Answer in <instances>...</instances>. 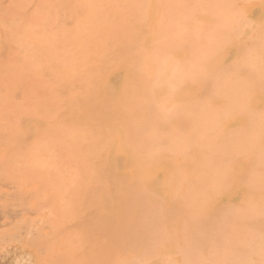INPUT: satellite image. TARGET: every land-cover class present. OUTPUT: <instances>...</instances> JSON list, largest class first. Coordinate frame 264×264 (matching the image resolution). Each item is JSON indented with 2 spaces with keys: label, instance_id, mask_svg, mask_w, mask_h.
Returning a JSON list of instances; mask_svg holds the SVG:
<instances>
[{
  "label": "bare ground",
  "instance_id": "1",
  "mask_svg": "<svg viewBox=\"0 0 264 264\" xmlns=\"http://www.w3.org/2000/svg\"><path fill=\"white\" fill-rule=\"evenodd\" d=\"M220 1L222 5H225L224 10L227 11L230 9L232 12H226V14L228 13L226 17L230 20L227 19V23H231L230 17L232 18L234 16L233 11L239 15L236 17L234 16L237 25L228 24L229 26L226 28L230 34H228L227 31L222 32V30L221 32L223 34L219 32L218 27L220 24H217L219 25L217 27L218 30L213 28V26H209V23L213 25L212 23L215 18L209 14L210 10H208V5L205 4L204 0L196 1L201 3V7L208 15L205 20L203 16L201 17L203 23L192 21L194 18L199 17V14H195L194 12L184 11L182 16L176 17L177 19L168 16L164 6V4H167L166 0H0V123H3L5 117L8 115V120L15 126L16 130L13 132L12 148L15 146L17 147L15 148L16 151L13 150V152L33 159H40L47 156L75 159L77 161L76 169L78 170L79 167L83 174H89L83 172L89 170V168L85 166V161L91 159L93 156L96 159L97 144H104L101 150V153L104 154L99 162V170H105L106 167H112L113 169L117 158L129 159L131 162L130 171H123L122 173L126 174L122 175H126L124 178H126L127 181H136L138 183V189L131 193L128 190L130 197L124 203L125 207H129L128 209H124L123 218L126 220V229L124 233L134 236L140 234L146 240H154L158 226L169 231H171L172 227V231L176 232L178 230L177 228H179L178 226L175 227L176 230L174 226H168L167 224L171 220H174V222L176 220L177 222H179L178 220L184 223L186 222L182 218L177 217V211L175 213L177 216L173 217V213H171V206H174L173 203L175 202L176 188L180 187L188 190L183 179L185 177H190L192 179L187 181L192 183L191 189H194L192 190L194 193L190 192V190H188L189 192L187 191L188 193L194 194L193 196L191 195L192 200L195 198L194 196H196L195 189H197L198 192L201 191L200 189H204L202 185L204 183L200 182L199 180L202 181V179L199 178L201 175H204L205 172V167L203 169V166L206 165L203 164L205 162L206 152H204L203 149H205L206 145L203 149L202 145H204V143L207 144V136H210H208V140H210L211 143L215 139V143H212L210 146H216V140L220 141V144H218L221 146L223 143V141H221L222 139H220L221 137L223 140L226 137V141L229 140V142L234 138L236 140L235 142L233 140V142L236 144V147L232 149L228 147V154L225 149L220 147L218 149L226 152L228 161L223 158L224 156L220 157L222 154L224 155L223 152H221L222 154L219 153L220 160L218 157H216L217 160L213 157V161H217H215L216 163L214 162L216 167H219L215 170L219 172V169L224 166H222V164L225 162L226 169L223 168V170H227V172L224 170L226 175L234 170L235 165L242 175L246 172H250V174H247L249 181L243 184L245 185V190L252 193L257 192L259 193L258 195L261 196L245 195L244 198L246 200H243L244 205L252 200V197L254 200L257 199V201H255V204L254 201L248 202L246 205L247 208L246 206L244 207L248 212L244 209L242 211L236 209L234 211L235 213H233V210H228V212L225 210L216 212L213 207L216 202L213 205L210 203V206L214 208L211 210L210 206L204 203L209 205V201L210 199L212 200L213 197L212 194L210 195L209 193L210 198H208L205 190H203L205 194L203 197L204 203L202 202L201 205L199 201V203H196L197 201L195 199L196 202L190 200V194H188V196L186 193L185 196L188 198L184 202L186 203L185 206H188V208L186 209L184 208L185 206H182V204L185 203L179 204L182 207L180 209L179 206V210L184 212L186 209L184 213L181 211L182 214L179 213L181 215L189 214L185 217H187L188 222H192L195 218H191L194 212V216H196L198 222L193 221V226L197 223L199 224V221L200 224L203 222L202 227L206 225L207 222H210V225L207 224L209 228H207L206 231L204 227H200L201 225L198 226L197 224V226L200 227L197 229L190 224L193 229H196L191 231V233L194 231H196V233L194 232L191 234L189 233L190 230L189 232L187 231L188 235L187 237L183 236L182 241H185L184 239H187L188 236L189 238L191 236L190 239L188 238L190 241L187 239L188 243L194 239H200L201 243H193V241V245L190 243L191 247L199 244L198 249L197 246H194L195 248L192 247L195 249V252L202 249L204 250L205 248L202 242L207 246L205 243L209 241L208 247L210 248V246H212V251L217 250L218 252L221 250L220 252H224V248L228 250L231 247L234 248L233 246H235V248L238 246L246 250H254V242L250 243L251 241H249L248 238L253 239L256 236L253 235V237L250 234L251 236L245 237L246 230H240L239 228L241 233L238 229L226 227L224 222L227 223L235 220L241 222L258 217L264 218L258 214V211H262V209L259 208L264 207V192H261L264 191V148L262 147L264 144V77H261L264 70V65H262L264 61L262 62L261 60V56L264 55V7L255 12L256 20L254 21V26L250 27L248 24L244 23V16L248 14L243 10L244 7H239L236 4L235 8L231 7L235 6L231 4V6L228 5L230 6L229 8L227 7V3H231V0H227L228 2L225 1L226 4L223 3L224 0ZM260 1L264 2V0ZM225 7L229 9H225ZM215 11L217 10L215 9ZM229 14L233 15L229 17ZM218 16L221 17L220 12ZM233 19L232 23H234ZM176 20L179 28L175 29L179 30L181 33L178 32L180 35L182 34V36L174 34L176 31H172V29H174L173 26L176 24L172 26V22ZM201 24L205 27H200ZM206 24L207 28L210 27V29L207 30H211L212 27V32L209 31V33L212 34L214 31H218L222 34V38L225 37V39L219 40L216 35L215 38L219 40L217 42L213 36H210V38L212 37L214 39L212 40L211 38V40L213 42L216 40L218 45L215 47L216 44L214 45L209 38V42L214 45L211 49L213 45L210 44L212 45L210 47V53L208 52V55L203 58L200 56L195 58L200 68L202 70H208L209 74L216 68L217 76L214 75V77L217 78L219 82L224 80L222 79L220 81V78H224L223 74L229 72V76H231L230 78L233 80V83H230V81L226 79L230 83V85L229 83H227V85L234 88L229 89L226 94L221 88L220 91L218 90L219 87H216V94L218 95L214 93V96L224 95V93L230 97L236 95L242 98V103L239 102V98L237 102L235 101L237 99H233V103L232 101L227 102L219 98L208 101L209 98H206L202 105L205 107L208 105L209 108H211V111L206 108V111L208 109V113L206 114L210 115V113H213V118L212 121H209L212 116H204L205 113L201 112L204 113L202 114L203 117H206L204 120V118H200L199 116L200 120L203 119L201 121L202 124L200 123L204 127L202 128L199 124L200 120L197 116L194 117V114H192V112L197 113L199 109L196 110V112L194 111L195 108L189 111V108L192 106L194 107V105H196L197 107L198 102L197 104L194 103L192 106L190 105L188 108L189 105L182 106L183 104H179V102L176 104V100L180 95H183L181 97L191 95V98H193L198 97L200 93H209V91L213 93L212 89L214 91L212 87L215 86L213 84H215L214 81L216 79L213 81L211 80L214 83H211L212 89L209 90L210 82L208 81L207 75L212 77L211 74L209 75L206 73L207 75H203L202 73H204V71L202 73L199 72L201 73L199 74L198 71L200 70L197 71L196 65L193 67L196 69L191 68L189 72V68H187V62H192L195 58H191H193L197 52L191 49V41L187 40L186 37L189 35V37L193 38L192 34L194 33V29L198 27V30H195L197 35H195V33L193 34L194 39L196 36L198 38L200 33H203L202 28H206ZM238 25L239 29H237ZM230 26L232 27L230 28ZM200 29L201 32L199 31ZM182 30L192 31L191 36L188 34L189 32H187L188 35L183 37L184 31ZM204 30L208 34L207 30ZM198 31L199 33H197ZM242 31L253 36L250 40H244L243 38L239 39L238 37ZM203 35L206 37L204 33ZM203 35L201 34L199 38L203 37ZM207 37L209 36L207 35ZM254 38H256V41H259L257 44L260 43L261 50L253 45L256 42ZM195 40L198 41L199 39ZM196 42L193 44L196 45ZM201 46L202 45L199 44L200 48ZM251 48L256 51L254 52L251 50V52ZM196 49L198 50V48ZM229 50L232 51L233 56L228 54ZM258 50H260V52ZM192 51L195 52L193 56ZM121 52L125 54L124 58L118 56V53L120 55ZM175 56L179 57L182 62L178 60L175 61ZM226 60L228 62H226ZM242 62L248 64L244 65ZM260 63L263 67H259ZM190 64L192 66V63ZM248 65H251L252 68H250V66L248 67ZM183 66L187 69L185 73V69L182 68ZM259 68H262L260 69L261 71ZM219 70L221 73H218ZM192 71H196V74ZM258 71L261 73L259 74ZM190 72L196 76L190 78ZM182 73L185 74V76ZM187 73H189V76H187ZM218 74L222 76L220 75L219 77ZM203 76L206 78H203ZM214 77L212 79H214ZM218 81L216 80V82ZM220 92H222V94ZM200 105L199 103V107ZM202 105L201 109L203 110L205 107L202 108ZM213 106L221 109V112L219 111L221 115L217 111V114H215L216 117H214V113L216 112ZM242 107H244L243 109H247L245 112L248 114H243L244 111ZM253 108L257 110L256 112L258 114L253 111ZM249 109L253 115L254 112L255 115L257 114L256 116L254 115V118L256 117L257 119H254L253 115H250L251 117L248 116L251 113L248 112L250 111ZM160 111L165 113V115L162 116V114L159 113ZM22 118L25 119L30 126L42 127V131L22 130L20 127ZM206 120L210 123L214 122L213 125L215 126L208 125L209 122ZM235 120L241 123L242 126H239L240 129L239 127L238 129L234 128L235 130L233 129L231 132L229 130L232 129L224 130L222 128L223 124L226 122ZM112 121H115L113 128L114 132L108 133V126ZM201 128L204 129L202 130L204 132L206 129H210L211 131L208 130L210 132H205L207 133L205 134L201 132ZM160 130H162L161 133ZM239 130H243L242 133ZM218 132L219 134H223L219 136ZM229 132H231L230 136L228 135ZM244 132H246V134L248 133V135L244 134ZM154 134L158 135L159 138L155 137ZM241 134L246 136L244 137ZM249 134H251V137H248ZM238 135L241 136V138ZM218 136L220 138H218ZM237 136L240 139L244 137V139H248L247 141L249 142L245 144L243 142L246 141V139H242L241 142L236 138ZM182 137H185L184 139L187 142L185 148L191 151L188 157H186V153L178 151L177 147L174 153L172 152L174 155L169 156L170 158L163 156L160 149L151 152L142 150L140 146L138 148L133 147L134 144L141 145L146 141L152 140H163L166 141L167 144H171L172 141L177 144V142L182 140ZM230 137L232 138L230 139ZM250 138L253 141H250ZM21 141H27V146H23L22 144L19 146L18 142ZM260 143L262 144L261 146H259ZM13 144H15V146H13ZM126 144L127 148L125 146ZM237 145L239 147L242 146V148L244 147L243 149L241 148L242 151L239 150V147L236 149ZM206 148L208 147L206 146ZM212 150H214V148H212L211 151ZM216 152L217 151H215L214 154ZM210 153L208 150V154ZM162 158L170 159V162H165V164L161 163ZM105 160L106 164L103 166ZM207 160L209 161L210 159ZM178 161L185 162V169L183 171L176 169L174 164ZM208 161L207 163H209ZM78 162H80V166ZM220 163H222V167H220ZM216 167H209L208 172L211 171L212 173V170ZM161 170H164L167 176V179L164 181H161L154 175L155 172ZM221 171L222 169H220V174L215 177L219 178L222 173V176H224L225 172L221 173ZM182 172H184L183 175ZM118 173H120L118 168L111 172L114 179H116ZM211 173H207V175L210 174L212 176L213 173ZM222 176L219 179H223L224 181L225 176L224 178ZM131 177H136V180H133ZM208 177L210 176L208 175ZM114 179L110 181L113 182L111 192L116 195L121 188ZM218 182L220 181L218 180ZM209 183H213L214 185H212L215 188L212 189L211 193L217 191L216 188L220 191L221 188L225 186L222 180L219 184L214 183V181H209ZM209 183L207 185H209ZM103 184L104 183H102V180H99V178L93 182L96 191L98 190L97 198L98 193L101 190L104 191L105 186ZM209 187L212 186L209 185ZM254 189L256 190L253 191ZM198 192L196 191V193ZM99 197L101 200L104 198L101 193H99ZM260 197L262 200H259ZM192 202L194 206L196 204H198V206L200 205L199 208L201 207V209L204 207L203 210L206 209L204 212H206L209 207L208 211H212L213 213L211 216L212 222L209 220L211 217L207 216L212 213H208L207 211V214H204L201 209L200 215L203 213V215L207 216V220L198 219L199 214L197 218V212L192 209L194 208L192 207ZM187 203H190L191 206ZM93 204H95V199L93 200ZM250 204L254 205V207H248ZM198 206L196 205V209H198ZM217 206L216 208H218ZM130 207H132V210ZM144 207L146 210L143 209ZM150 207L156 208L155 214L152 215L150 213ZM222 207L220 206L219 208ZM140 209H142V213L145 216V222H142V220H140V222L133 221L135 214H132V212H137V210ZM187 210H192V212L190 213L189 211L186 213ZM222 211H225L224 213L227 214L231 212L232 214L230 213L227 215V218L229 219L231 217L233 220L229 219L230 221H224L227 219L224 218V220L221 221L217 216H222ZM244 211L245 213H243ZM262 212H264V210ZM216 214L218 215L216 216ZM225 215H223V217ZM188 217H190L191 220H189ZM181 221L180 224H184ZM236 221L233 223V226L236 224ZM217 222L219 225L221 224L219 226L220 228H224L223 226L226 227V231L221 232L222 228L220 229L221 235L223 233L225 236L227 231H229L231 234L227 233L228 238L229 235H231L230 238L234 236L232 239H229L230 241L232 240L230 243H219V240L221 238V241L224 240L227 234L225 237L221 236L219 239L220 234L218 233L219 228ZM213 223L215 224L212 226ZM187 228L188 227H186L182 233L190 229ZM140 229L142 231H139ZM181 229H183V227ZM181 229H179V231ZM232 231L234 234L239 233L238 235H234ZM202 232L206 234L204 235ZM200 233L206 237H204V240H202L203 237H197ZM217 234L218 236H215ZM213 236L216 237L218 241L216 238L214 240ZM209 237L211 240H214L215 245L213 242V245H211V240L208 239ZM244 237L247 238L245 239L246 241ZM228 238L226 239L228 240ZM235 240H237L239 245L234 244L236 242ZM139 241L141 242L139 243V245H141L139 250L142 251L144 248L146 249V247L153 244V242L145 243L143 239H139ZM243 242L248 243V245ZM182 244H184V242ZM255 244V246H258L260 243L256 242ZM184 246L185 245H182L187 253L192 251H190V249H192L189 248L190 245L187 247ZM214 246L217 248L215 249ZM247 246H251V248L247 249ZM218 248L221 249L218 250ZM205 250L208 251V249ZM207 251L205 252L206 254ZM210 252L211 250L208 251V258L212 257L211 259L217 263L223 261V257H218V260L220 258L218 261L217 257L215 259ZM243 252L246 251L243 250ZM159 253L160 252H158L157 255ZM159 261H161V256H159ZM223 263L224 262L219 264Z\"/></svg>",
  "mask_w": 264,
  "mask_h": 264
},
{
  "label": "rangeland",
  "instance_id": "2",
  "mask_svg": "<svg viewBox=\"0 0 264 264\" xmlns=\"http://www.w3.org/2000/svg\"><path fill=\"white\" fill-rule=\"evenodd\" d=\"M196 1H199V0H166L167 4H164L166 14L175 19L176 17L178 18V17L182 16V14H184V11L194 12L195 14H199V17L194 18L192 21L203 23V21L201 20V17L203 16L204 20H205L208 15L204 12V9L201 7V3L196 2ZM217 1L218 0H204L205 4L208 5V10H210L209 14H211V16L215 18L214 22L212 23L213 25H210L211 23H209V26H213V28L217 29V27L219 26L217 24H220V26L218 27L219 32H221V30H222V32L227 31L228 34H230V32L228 30H226V28L230 24H236V20H235L236 18L235 17L239 16L238 14H236L233 11V14L235 17L233 16L231 18L230 16H232L233 14H231V15L229 14V17L231 19V23L230 22L227 23V19L229 20V18L226 17V16H228L227 15L228 13L226 14V12H229V13L231 12V10L229 9L231 4L235 5V6H231V7H235V8H236V4L239 7H244L243 10L248 13L247 15L244 16V18H245L244 23L248 24L250 27L254 26V21L256 20L255 12L264 7V2H262L260 0H231V3L228 2L227 0H224L223 3H225V1L228 2L227 7H229V8L225 7V9H229L226 11V10H224L225 5L224 4L222 5V2L220 0L218 2ZM204 2H202V3H204ZM228 5H230V6H228ZM209 7H210V9H209ZM215 9L218 12L215 11ZM219 12L221 14V17L218 16ZM232 19L234 20V23H232L233 22ZM172 21H174V20H172ZM215 22H217V23H215ZM173 24H175V25L173 26ZM204 25H205V23H204ZM172 26L174 27V29H172V31L173 32L176 31V32H174V34H179L180 31L176 30L179 28L177 25V20L175 22H172ZM200 27H205V26H203L201 24ZM231 27L232 26H230V28ZM196 29L198 30V27ZM196 29H194V33H195ZM204 29L207 30V29H210V27L207 28V24H206V28H202L203 33L206 35L207 33ZM237 29H239V25H238ZM211 30H212V27H211ZM211 30H207V32H208L207 35L209 37H207V35L205 37L203 35V33L201 32V29H200L199 30L201 32L200 35L202 34L203 37L199 38L200 37V35H199V37L197 38V36H196L195 39H199L198 41L194 39V35H193L194 33L192 34L191 33L192 31L189 32L188 30L187 31L182 30V31H184L183 37H186L188 34H190V36L192 34V36H193V38L189 37V35H188V37H186L187 40L191 41V44H192L191 49L193 51L197 52V54L195 55L194 54L195 52L192 51L193 52L192 56L193 55H195V56H193V58H191V59H194L195 57L198 58L199 56L201 58L207 56L208 52L214 47V45L216 44L215 47L218 45L217 42L219 40H223V38L225 39V37L222 38V36H221L223 34L222 32H221L222 34H220L218 31H216L217 33L214 31V33H212L213 34L212 35L211 33H209V31L212 32ZM199 31L197 33H199ZM187 32H189V33L187 34ZM195 35H197V34L195 33ZM216 35H217V39H219V40H217L215 38ZM180 36H182V34ZM210 36H213V38H215L217 40V42H216V40H215L216 43L213 42L212 40H214V39L211 37L212 38V40H211ZM252 36L253 35H250L248 33H244L242 31L238 38L239 39L243 38L244 40H250V38ZM209 38H210L211 42L214 43V45L211 42H209ZM254 39L256 41V38H254ZM206 40H208V41H206ZM194 42H196V45L193 44ZM198 42H199V44L202 45L201 48L199 47ZM258 42L259 41L257 40L255 42V44H253V45H255L256 48L261 50V47L259 45L260 43L257 44ZM210 44H212L213 46ZM210 47H211V49H210ZM196 48H198V50ZM253 48H251L250 51ZM3 49H6V48H3ZM260 50H258V51L260 52ZM252 51H254V50H252ZM258 51H257V53H258ZM262 53H259V54H262ZM228 54L233 56V53L230 50L228 51ZM118 56H120L121 58H124L125 54H122V52H121L120 55L118 53ZM251 56L254 57L253 55H251ZM257 56H259V55H257ZM263 56L264 55L261 56L262 62L264 61ZM249 58H250V56H249ZM195 59L192 60V62H190V63H192V66L189 63V61L187 62L188 65L186 64L188 67L186 65H184L187 68H189L188 72L191 71V68L195 67V65H196L197 71L200 70V71H198V73L199 72L202 73L204 71V73H202L203 75L209 74L208 70H202L200 68L197 59L196 60ZM177 60L182 62V60H180L179 57L175 56V61H177ZM195 61H197V62L194 63ZM226 62H228V61L226 60ZM250 62H252V61H250ZM242 64L247 65L248 63L242 62ZM262 65H264V64H262ZM184 66L182 68H184L185 70L184 69H182V70H184V73H185L187 71V69ZM189 66H191V67H189ZM249 66H250V68H252L251 65H248V67ZM260 66H261V63L259 64V67ZM261 67H263V66H261ZM196 68H193V69H196ZM260 69H262V68H259V70ZM263 69H264V67H263ZM220 70L218 71V73H221ZM255 71H257V70H255ZM192 72L193 73L195 72V74H196V71H192ZM192 72H190L191 73L190 78H193L196 76ZM201 73H199V74H201ZM258 73H259V71H258ZM263 73H264V70H263ZM263 73H262L261 77H264ZM188 74L189 73H187V76H189ZM210 74L212 75V77L210 76L211 78L207 75L208 81L210 82L209 90L214 88L215 92L212 89L213 93H211L210 91H209V93H206V92L200 93V95L198 97H193V98H191L192 97L191 95L190 96H184V97H181L183 95H180V96H178V98L176 100V104H177V102H179V104H183L182 106L189 105L188 108L190 107V105L192 106L194 103L197 104V102H198V106H197L198 108L196 107V105H194V107L192 106L191 108H189V111H190V109L195 108V110L192 109L195 112H196V110L199 109L200 113H199V111H197V113L192 112V114H194L193 116L194 117L197 116L198 119L200 116V118H204V120H205L206 117H203L202 114L205 113L204 116H206V115H209V114H206V113H208V109L211 111V108H209L208 105H206L207 107L202 105L206 98L207 99L209 98L208 101L209 100L210 101L216 100V98L217 99L219 98L222 100H226L227 102L232 101V103L234 101L233 99H237V100H235L237 102V101H239L238 100V98H239L240 99L239 102L242 103V100H241L242 98H240V96H236V95L234 96L233 95L230 97V96L226 95L227 94L226 92L229 89L234 88L232 86L227 85V83H229L228 81H230V83H233V80H231V78H230L231 76H229V72H226L225 74H223L224 78H220V81L222 79H224V80H222L221 82H219L218 79L214 77V75L217 76L216 68ZM183 75L185 76V74H183ZM220 75H219V77H220ZM213 77H214V79H212ZM203 78H206V77L203 76ZM215 79L218 82H216ZM211 80L212 81L215 80L214 81L215 84H213L214 82H212ZM225 80H226V83H225ZM211 83L215 86L212 87ZM230 83H229V85H230ZM217 84H218V86H217ZM216 87L217 88L219 87L218 90H220V88H221V90H223L226 94L222 91L224 93V95L222 94V92H220L222 95H219L216 97V95H218V94H216V92H217V90L215 89ZM214 93L216 94L215 96H214ZM18 94H19V92H18ZM188 94H190V93H188ZM188 94H186V95H188ZM227 96L230 98H228ZM243 96H241V97H243ZM214 97H215V99H214ZM199 103L202 105V108L205 107V108H203V110L201 109V105L199 107ZM234 104H231V105H234ZM214 107L215 106H213V109H215V112H216V113H214V117H216L215 114H217V111L219 112L221 109L219 107H215V108ZM206 108H208L207 111H206ZM243 108L244 107H242V110L244 111V113L243 112L242 113L248 114L247 112H245L247 109H243ZM253 111L256 112L257 110L254 109ZM201 112H204V113H201ZM212 112H213V110H212ZM248 112L250 113L251 110ZM255 112H254V115H255ZM159 113L162 114V116L165 115V113H163L162 111H160ZM251 113L248 115L249 117H251L253 115V113L252 114ZM198 114H201V115H198ZM210 115L212 116V117H210L211 120H209L208 118L207 119L209 121H212L213 113L212 114L210 113ZM220 115H221V113H220ZM254 115H253V118H254ZM7 117H8V115L5 117L4 122L0 123V124H3V125H0V264H118V262L121 260L142 254L145 251V248L143 249V251L139 250V247L141 246V245H139V243H141L139 241V239H143L145 241V243H150V242H153L154 240H146L140 234H137L134 236V235H130L128 233H124V230L126 229V225H125L126 220L123 218L124 209L129 208V207H125L124 203L130 197L128 190L131 193L132 191H135L136 189H138V183L136 181H131V180L127 181V179L124 178L126 175H122V174H126V173H122L123 171H126V172L130 171L131 162L129 159L117 158L116 163H114L113 169H112V167H110V168L106 167L105 170H99V167H100L99 162H100V160L104 154V153H101V150H102L104 144H97V146H96V151H97L96 152L97 153L96 159L93 156L91 159H87L85 161V166L87 168H89V170L83 171V172L89 173V174H83L80 171L79 167H78V170L76 169L77 161L75 159L64 158V157H52V156H47V157H43L40 159H33V158H28L27 156L19 155L17 152H13V150L16 151L15 148L17 146H15V144H13V146H15V147L12 148L13 132H15L16 129H15V126L12 125V123L8 120ZM198 119H197V121H198ZM202 120H200V122L198 121L199 124L200 123L202 124V122H201ZM197 121H196V123L198 124ZM209 121H207V122H209ZM21 123H20V127L22 128V130L42 131V129H43L42 127H39V126L37 127V126L28 125L27 121L23 118H22ZM213 124H214V122H211V123L209 122L208 125L215 126ZM114 125H115V121H112L109 124L108 133L114 132V130H113ZM198 125H197V127H198ZM239 126H242L241 123H239L238 121L235 120L232 122H226L225 124H223V127L222 126L221 127L224 130L232 129V130H229L232 132L234 128L238 129ZM202 128H204V127L202 126ZM202 128H201V132H204V131H202V130H204ZM218 129H219V127H218ZM239 129H240V127H239ZM206 130H205V132H207V133L211 131L210 129H208L210 131H208V130L206 131ZM215 130H216V128H215ZM239 131L242 133L243 130H239ZM239 131H238V134L240 133ZM161 132H162V130H160V133ZM231 132H229V134H228L229 136L231 135L230 134ZM207 133H205V134H207ZM222 134L223 133L219 134V132H218L219 136ZM244 134H246V132H244ZM244 134H241V135L244 136ZM246 135H248V133ZM250 135L251 134H249L248 137H251ZM208 136H207V144L204 143V145H202V149L204 148L205 145L208 147V148H206V146H205V149H203L204 152H206L205 162L207 163V161H208L207 159L211 160V158H212V160L208 161L210 164L209 163L206 164L204 162L203 165H206L208 167L203 166V169L205 167L204 171L207 173H211V171L208 172V170H209V167L210 168L212 166L216 167V165H215V163L217 162L216 157H218V159H219L220 157L224 156L223 158L227 159V161H228V158H227L228 157L227 156L228 149L229 148L232 149L233 147H236V144L234 143L236 139L233 138L229 142V140L226 141V139H225L226 137L223 140L222 137L220 138L218 136V138L222 139L221 141H223V143L220 146L219 145L220 141L216 140L217 145H218V147H217L216 144H215L216 146H214V145L210 146L212 143L213 144L215 143L214 138L217 136H215L213 138L214 141L212 143L210 140H208L209 139ZM238 136L236 138H238L241 142H242V139L243 140L246 139V138L244 139L245 136L242 139H240L241 136H239L240 138ZM155 137L159 138L158 135H155ZM184 138L185 137H182V140L177 142V144L175 142H172V141H171V144H167V142L163 141V140H152V141H146V142L142 143L141 145L134 144L133 147L138 148L140 146V148L142 150H147V151H151V152H155L157 149H160L162 155L166 156L167 158H170L169 156L174 155L173 154L174 150L177 147L178 151H182V152L186 153L187 154L186 157H188V155L191 153V151L189 149L185 148V145L187 142L185 141ZM231 138L232 137H230V139ZM257 138H259V137H257ZM211 139H212V136H211ZM228 139H229V137H228ZM233 140H234V142H233ZM247 140L248 139H246V141H244L243 143H245V144L248 143L249 141H247ZM249 140L253 141L251 138ZM238 143H240V142H238ZM21 144L23 146H25V145L27 146L28 142L27 141L18 142L19 146ZM234 144H235V146H234ZM226 145H229V146H226ZM261 145L262 144L260 143L259 146H261ZM125 146L127 148V144ZM244 146H246V145H244ZM219 147L222 149H225V151H227V154H226V152H223L224 150H222V151H221V149L218 150ZM238 147L239 146L237 145L236 149H238ZM262 147L264 148V144ZM212 148H214V150L211 151ZM239 148H240L239 150H241L242 146H240ZM207 149L209 150V153L211 151L210 154H208ZM215 151H217V152L214 154ZM221 152H223L224 155ZM219 153L222 154V156H220ZM207 155H208V157H207ZM249 155H250V153H249ZM213 157L216 160L213 161ZM165 162L169 163L170 159L162 158L161 163L165 164ZM221 162L223 163L222 160H221ZM78 163L80 166V162H78ZM108 163H109V161H108ZM211 163H212V165H211ZM222 163H220V167H222L223 165L225 167L223 166L222 168H220V169H222L221 173L225 172V171L227 172V170H225L226 169L225 162L223 164ZM105 164H106V160L103 162V166ZM221 164H222V166H221ZM174 165H175L176 169L179 171H183L185 169V162H183V161H178ZM217 165H218V163H217ZM117 168H118V171L120 173H118L116 179H114V176H112L111 172L116 170ZM218 168L219 167L217 166L213 170L211 169L213 175L211 176L210 174H208L210 177H208L207 173H205L203 171L204 175L205 176L207 175V176L205 177L204 175H201V177L199 178V179H202V181L201 180H199V181L204 183V184H202L204 186V189H200L201 190V191L199 190L200 192H198V190L195 189V195L196 196H194L195 198H193V200L195 199L197 202L195 200L193 201L192 197H191V195L192 196L194 195L193 194L194 192L192 191L194 189H191L192 183L187 182L188 180L191 179L190 177H185L183 179V182L186 184V188H188V190H190V192H193V193H188L189 192L188 190L182 189L180 187L176 188L175 202L173 203L174 206H171L172 207L171 213H173V217H174V216H177L175 214L177 211V214H178L177 217L182 218L186 222L184 223L181 220H178L179 222H177V220L174 222V220H171L167 225L168 226H174V228L178 226L179 227V228H177L178 231H179V229H181L183 227V229H181L179 231V232H181L180 233L181 237H183V236L187 237L189 230H190L189 233H191V231L196 230V229H193V227L198 229V228L202 227V224H203V222H202V224H200V221H199V224L198 223L197 224H198V226L201 225L200 227H198L197 224L193 226V224H194L193 221L198 222V220L196 219V216H194L195 215L194 212L192 213L193 216L190 215V216H192L191 218L195 217L192 220V222L187 221V217H185L187 214L181 215L182 214L181 212H183V211L179 210V206L181 205V203H185L184 201L187 200L188 197L185 196L186 193H187V195L190 194V196L188 195L191 198L190 200H192L193 202H196V203L200 202L199 204L201 205L203 200H204L203 197L205 195L203 193L204 192L203 190H205L208 198H210V196H209V193H210V195L212 194L213 199L212 200L210 199L211 202L209 201V205L207 203H204V202L203 203L206 204L207 206H210V203H211V205H213L216 202L214 204L215 206H213L215 209L210 206L211 210L214 209L216 212L221 211V210H225L227 212H228V210H230V211L233 210V213H235L234 211L236 209L242 211L244 209V207L248 204V202L254 201V204H255V201H257V199L254 200V198L252 197V200L248 201L247 204L244 205L243 200H246L244 198L245 195H247V196H261V195H258L259 193H257V192L252 193V192H248L245 190V185H243V184L246 181H249L247 178V174H250L249 171H248L249 173L246 172V173H244V175H242V174H240L238 167H236V165H235L234 170L231 173L226 175V172H225V174H224V176L226 175L225 178H224V176H222L223 173L221 174V176L224 178V181H223V179H219V178H221L220 175H219L220 176L219 178L215 177L218 174H220L219 173L220 169H219V172L217 170H215ZM223 168H225L224 169L225 171L223 170ZM183 174H184V172H182V175ZM154 175H155V177H157L161 181H164L167 179L166 178L167 176H166L164 170L155 172ZM207 177L209 180L207 179ZM211 177H212V180H211ZM98 178H99V180H102V183H104L103 185L105 186L104 191L101 190L99 192L104 196V198L102 200L99 197V193H98V198H97V191L98 190L96 191L95 186L93 185V182L96 181ZM131 178L133 180H136V177H131ZM112 179H114L116 181L117 185L121 188L116 195L111 192L112 187H113V182H110V181ZM218 180L220 182L222 180V182H224L225 186L223 188H221L220 191L218 190V188H216V190L218 192L215 191V192L211 193L212 189H215V188L213 187L214 184L212 183L213 184L212 185L211 183H209V181H214V183L219 184L220 182H218ZM208 183L212 187H209V185H207ZM209 189H210V191H209ZM255 190L256 189H254L253 191H255ZM196 191L198 193H196ZM261 192L263 193L264 191H261ZM205 198L208 199L207 197H205ZM94 199H95V204H93ZM259 200H262L261 197L259 198ZM245 203H246V201H245ZM187 204H189L191 206L190 203H187ZM251 204H253V203H251ZM251 204L248 207H252V206L254 207V205H251ZM185 205H186V203L182 204V206H185ZM196 205L198 206V204H196ZM196 205L194 206V203H193L192 207H194V208H192V209H194V211L197 212L196 213L197 218H198V214H199L198 219H206L207 216L211 217L213 215L212 211L211 212L208 211L209 207L207 208V211H208V213H212L211 215L209 214V215L205 216V215H203V213H202V215H200L201 207L199 208V206H200L199 205L198 209H196ZM203 205H202V207H203ZM206 205H204V206H206ZM216 206L218 208H216ZM220 206L221 207L223 206V207L219 208ZM181 208L182 207L180 206V209ZM184 208L187 209L188 206L187 207L185 206ZM203 208L201 210H203ZM246 208H247V206H246ZM246 208L244 210L247 211ZM130 209L132 210V207H130ZM143 209L146 210L145 207ZM155 209H156L155 207H152L150 209V213L152 215L155 214ZM248 209L251 210L250 208H248ZM259 209H262V211H263L264 207H260ZM185 210H184V212H185ZM204 210H206V209H204ZM204 210L202 212H204ZM189 211L187 210L186 213H188ZM207 211L204 212V214L205 213L207 214ZM225 211H222L223 213L221 212L222 216L221 215L219 216L218 215L219 213L216 214V216L218 215L217 217L221 221H223L224 218H227V215H229L231 213L230 211H229L230 213H228V214L224 213ZM260 211H258L259 216L261 215L264 217V212H262V211L260 212ZM191 212H192V210L190 211V213ZM240 213H242V212H240ZM243 213H245V211ZM132 214H135V218L133 221L140 222V220H142V222H145L146 219L142 213V209L137 210V212L133 211ZM223 215H225V216L223 217ZM233 215H232V217H233ZM191 218L188 217L189 220H191ZM213 218H214V216H213ZM219 219H218V221H220ZM229 219H232V218L230 217ZM229 219L227 218L224 221H228ZM209 220H211V222H212V217ZM180 221L184 224H180ZM215 221H216V218H215ZM221 221H220V223H221ZM235 221H230L227 223L224 222V224L228 228L232 227V228H235L238 230H239V228H240V230L241 229L246 230L245 237L246 236L248 237L250 234L252 236L253 235L256 236L255 238H253L254 237L253 236L252 237L253 239L248 238V240L251 241L250 243L254 242V245H253L254 250L248 249V248H251V246L250 247L247 246L248 250L244 249L243 247H238L237 246V245H239L237 242L238 239L235 240L237 243L233 242L234 244H237L236 248H235V246H233L234 248L231 247L232 249L229 247L230 249H228V250L227 249L225 250V248H224V252H220L221 248H218V250H220V251L217 252V250H213L214 252L216 251L214 253L212 251L213 247L212 246H210V248L208 247V243L210 242L209 240H207L209 242L205 243V244H207V246L204 245V242H202L204 248L208 249V251L211 250L210 253L212 254V256L215 259L217 257V260H218V257H223L222 258L223 261L221 260L222 262H224L223 264H264V218L258 217L255 219H247V220H244L241 222L236 221V224H234V226H233V223ZM209 223L207 222V224H209ZM190 224H192L193 227L190 226ZM207 224L203 225V227L206 229V231L210 225V224L209 225H207ZM214 224L215 223H213L212 226ZM220 225L218 223L219 232L218 231L217 232L220 234L219 239L221 236H224L223 233L221 235V232L226 231V227L222 225L224 228L221 227L222 228L221 229L219 227ZM142 226H144V225H142ZM195 226H197V227H195ZM216 226H217V224H216ZM186 227H188L190 229L187 228L188 230H186V232L184 231V233H182V231ZM220 229H221V232H220ZM223 229H225V230H223ZM199 230H201V229H199ZM210 230H211V228H210ZM210 230H208V231L211 232ZM139 231H142V230L140 229ZM171 231H172V227H171ZM194 232L196 233V231H194ZM194 232H192V233H194ZM203 233L204 232H202V234ZM227 233L231 234V233H229V231H227ZM238 233L237 234L235 233V234L238 235ZM200 234L197 235V237L198 236L203 237L202 240H204L205 236H203L202 234L200 235ZM205 234L206 233H204V235ZM226 234H225V236H226ZM228 234L226 237L224 236L225 237L224 240L226 238H228ZM233 234H234V232H233ZM194 236H195V234H194ZM210 236H212V235H210ZM215 236H218V234ZM230 236L231 235H229L228 240L226 239L227 241L225 240V242H224V240L221 241V239H222L221 238L219 240V243L220 242L223 244H226L228 242L230 243L232 240L230 241L229 239H232L234 237L233 236L232 238H230ZM245 237H244V240L247 239ZM188 238H189V236H188ZM190 238H191V236H190ZM215 238L216 237H214V240H215ZM235 238H237V237H235ZM187 239L185 238L184 239L185 241H182V243L184 242V244H182V245L186 246V244L188 243V240H189V239L188 240ZM208 239H210V237ZM214 240H211V245H213L212 242L214 243ZM216 240L218 241L217 238H216ZM186 241H187V243H186ZM192 241H193V243L194 242L195 243H197V242L201 243L200 239L199 240L194 239ZM192 241L190 242L191 244H192ZM256 242H259L260 244H258V246H255ZM190 243H188V245H187V246L190 245L189 248L197 246V249H198L199 244L198 245L196 244V245L191 247ZM233 243H231V244H233ZM202 244H200V245H202ZM246 244L248 245V243H246ZM214 245H215V243H214ZM218 245H221V244H218ZM253 246H252V249H253ZM220 247H222V246H220ZM194 248L190 249V251L192 250L191 252H195ZM214 248L216 249L217 247L214 246ZM205 249L204 250L202 249V250L195 252V253H198L200 258H202V259L213 260V259H211L212 257L211 258L207 257L208 251ZM243 250L246 252H243ZM184 251L186 252L185 254H187V251L186 250H184ZM206 251H207V254L205 253ZM159 256H161V261H173L175 259L180 258V257H178L177 250L175 248L169 249L168 251L160 252L158 255L156 254V256L154 258L159 260ZM219 260H220V258H219ZM222 262H218L217 264L222 263Z\"/></svg>",
  "mask_w": 264,
  "mask_h": 264
},
{
  "label": "clouds",
  "instance_id": "3",
  "mask_svg": "<svg viewBox=\"0 0 264 264\" xmlns=\"http://www.w3.org/2000/svg\"><path fill=\"white\" fill-rule=\"evenodd\" d=\"M181 242L182 237L178 230L172 232L158 226L151 246L146 247L142 254L121 260L118 264H217L216 261L200 258L195 252L185 254ZM173 248L177 250V255L180 258L173 261H159L154 258L158 252Z\"/></svg>",
  "mask_w": 264,
  "mask_h": 264
}]
</instances>
